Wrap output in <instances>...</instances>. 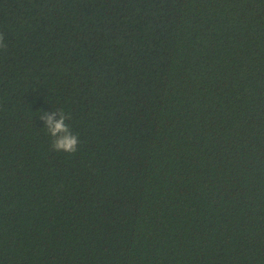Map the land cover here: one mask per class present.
<instances>
[{"label": "trees", "instance_id": "trees-1", "mask_svg": "<svg viewBox=\"0 0 264 264\" xmlns=\"http://www.w3.org/2000/svg\"><path fill=\"white\" fill-rule=\"evenodd\" d=\"M0 32V264H264V0H0Z\"/></svg>", "mask_w": 264, "mask_h": 264}, {"label": "clouds", "instance_id": "clouds-1", "mask_svg": "<svg viewBox=\"0 0 264 264\" xmlns=\"http://www.w3.org/2000/svg\"><path fill=\"white\" fill-rule=\"evenodd\" d=\"M4 48H6L4 34L0 32V49ZM58 111V119L53 118L56 116V111L45 113L42 117L46 120L45 130L54 138L51 143V149L57 152L63 151L67 153H75L77 151V145L80 142L79 135L65 122L69 116H66L64 110L58 109Z\"/></svg>", "mask_w": 264, "mask_h": 264}]
</instances>
